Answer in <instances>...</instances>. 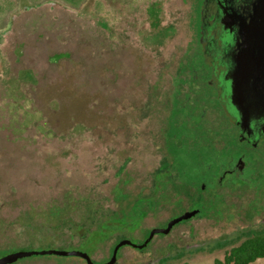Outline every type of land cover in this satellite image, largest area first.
I'll return each instance as SVG.
<instances>
[{"label": "rangeland", "instance_id": "rangeland-1", "mask_svg": "<svg viewBox=\"0 0 264 264\" xmlns=\"http://www.w3.org/2000/svg\"><path fill=\"white\" fill-rule=\"evenodd\" d=\"M197 2L0 0V257L82 250L80 234L121 218L128 224L106 228L92 260L107 262L116 241L143 243L150 229L191 207L163 202L141 220L155 180L159 187L164 181L153 172L167 160L185 166V180L198 179L195 162L211 155L205 140L224 146L225 155L245 151L244 177L256 163L264 171V141L256 149L240 144L232 124L200 100L199 86L209 89L195 83L192 71L202 61L196 46L189 50ZM244 183L217 190L221 209L202 208L204 216L154 236L142 250L120 248L116 264L222 260L242 232L264 230V180ZM14 264L85 263L34 256Z\"/></svg>", "mask_w": 264, "mask_h": 264}, {"label": "flooded vegetation", "instance_id": "flooded-vegetation-1", "mask_svg": "<svg viewBox=\"0 0 264 264\" xmlns=\"http://www.w3.org/2000/svg\"><path fill=\"white\" fill-rule=\"evenodd\" d=\"M258 1L259 0H198L197 4L194 6L195 21L193 22V34L189 50H192V47L196 46L198 53L201 56L202 63L199 67L194 68V71H192V77L195 79V83L200 82L203 84L204 82V84L208 86L207 89H209V92L207 93L202 89L201 85L199 86L201 92L200 100L207 101V104L213 105L216 108L217 115L221 118L220 121L227 120L232 124L237 130V138L240 129L235 125L237 118L234 110L230 106V95L226 88L225 78L230 68L231 50H233L239 42V36L237 33L238 29L235 24H250V18L252 16L255 18L254 15L256 14H254V11L255 8H257L256 4H258ZM189 23L191 24V20ZM197 72L204 73L205 75L201 76L200 74H197ZM203 111H205V107L200 114H203ZM221 129L222 126L219 125L215 131L218 132ZM208 133L210 134L209 131ZM262 141H264V136L256 146H252L247 141L238 142L251 149H256ZM223 149L225 150L226 148ZM246 158L247 153L245 151L236 153L234 156L226 154L225 158L222 160H217L212 165L202 167V169L200 168L199 170L202 171L200 177L198 179H191L202 181L198 184L199 191L196 190L192 193L194 198L197 197L196 199L198 202L191 204L189 210L197 208L192 205H199L200 210H198L202 211V208L208 206L209 201L214 200L215 198L220 199L216 192L223 187H232L235 189L239 188V185L242 184V182L244 183L245 180H264V171L258 168L257 163L255 170H253L251 174L245 177L243 176L245 170L249 167ZM213 167H216L215 170ZM156 170L153 172V175H157V178L163 177V180H180L179 177L175 179L172 177V171H169L171 173V178H169L162 175L163 173L157 174ZM208 171L209 174H207ZM185 179L186 178H184V180ZM204 180H207V182L204 183ZM229 180L230 182H228ZM245 184L246 183L240 186H245ZM202 185L204 186L203 189H201ZM152 189H154V186ZM262 191H264L263 187ZM204 193H210V195L205 197L206 195H204ZM199 214L200 213L194 218L199 217ZM112 227L113 226H111V228ZM100 228L101 227L97 226L88 234H80L82 241L79 245H85V248L82 250H84L90 258L95 247L108 236L104 233L106 229ZM6 255L1 256L0 258ZM82 261L84 262V260Z\"/></svg>", "mask_w": 264, "mask_h": 264}, {"label": "water", "instance_id": "water-1", "mask_svg": "<svg viewBox=\"0 0 264 264\" xmlns=\"http://www.w3.org/2000/svg\"><path fill=\"white\" fill-rule=\"evenodd\" d=\"M250 24H235L238 33V44L230 53V68L225 78L226 88L230 95V106L236 116L235 125L239 127L238 141H247L252 146L264 136V0L256 4ZM204 186H201L203 189ZM198 209L188 210L170 219L163 228H152L141 244L130 240L118 241L110 258L103 264H116L120 248L129 246L135 250L144 249L156 235H167L172 228L197 216ZM34 256L74 257L84 260L85 264L95 263L84 250H39L16 251L0 258V264H12L24 258Z\"/></svg>", "mask_w": 264, "mask_h": 264}, {"label": "trees", "instance_id": "trees-1", "mask_svg": "<svg viewBox=\"0 0 264 264\" xmlns=\"http://www.w3.org/2000/svg\"><path fill=\"white\" fill-rule=\"evenodd\" d=\"M154 28L158 27V24H152ZM159 32V31H158ZM159 35H161L159 33ZM160 37V36H159ZM158 38V36H157ZM160 40L158 39L159 43ZM177 114V113H176ZM177 120V119H175ZM198 122V121H197ZM184 129L189 130L188 126L186 124H182ZM178 127V126H177ZM172 125L170 129H176L177 128ZM192 132V130H191ZM208 137V135H205ZM169 137V136H168ZM171 141V137H170ZM204 144L205 148H210L209 151H211L210 158L202 161H196L194 164V167L199 170L200 168L205 166H209L214 164L217 160H222L225 158V148L224 146L221 147L219 145H216L215 142H212L208 144L205 141H202ZM170 148H177L176 145H170ZM221 148V149H219ZM172 169V170H171ZM177 170L175 167H168L167 160H163L161 162V165L159 168L156 170V173H163L162 175L171 178V173L169 171H174ZM177 177H179L180 180H164L161 186H158V183L160 182L159 180H155L154 182V188L153 194L154 197H148L144 203L141 204V207L143 208V212L141 213V220L146 217L148 214V211H153L157 207L163 206V202H176L182 200H186L187 203L191 202L193 204L194 202H198L196 198L193 196V192L196 191V187H198V182L199 180H184L186 178V168L183 165L182 167H179V170H177ZM161 188L160 195H157L156 190L158 187ZM199 191V188H198ZM114 194L116 195V199L119 201V203L123 206L127 202L123 199L124 195L119 192L118 188L114 190ZM198 194V193H197ZM157 197V198H155ZM155 198V201L153 200ZM157 199V201H156ZM220 199L215 198L214 200L209 201L208 206L204 208V211H207L209 209L217 210L221 209L220 208ZM202 203V202H199ZM193 207H197L196 209L200 210L199 205H192ZM204 211H199V213H202V216H204ZM199 214V215H200ZM65 220L63 218L61 219V224L56 226L59 227L63 224ZM128 220L126 218L119 220L120 223L114 222V220H109L108 223H102L98 225L99 227L103 228H111V226H117L120 225V227H125L128 223ZM66 223V222H65ZM100 228V229H101ZM242 239V240H241ZM241 240V241H240ZM237 241H240V243L237 246L232 247L230 250L226 251L224 254V257L222 260L216 259L214 261V264H251L255 262L258 259L264 258V230H246L245 232H242L239 237L237 238ZM116 241L112 247L117 243ZM228 244L227 242H224L221 244L219 247L225 246Z\"/></svg>", "mask_w": 264, "mask_h": 264}]
</instances>
